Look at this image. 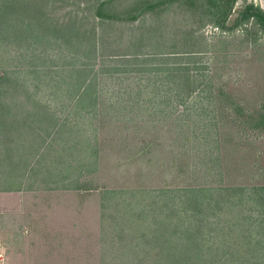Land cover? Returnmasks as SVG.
<instances>
[{
	"label": "rangeland",
	"instance_id": "rangeland-1",
	"mask_svg": "<svg viewBox=\"0 0 264 264\" xmlns=\"http://www.w3.org/2000/svg\"><path fill=\"white\" fill-rule=\"evenodd\" d=\"M218 2L0 0V238L22 264H166L188 221L211 244L191 264H264L263 204L246 196L264 186V32L231 27L264 0H234L224 29ZM33 16L47 24L38 39ZM177 62L197 94L177 92ZM187 187L212 189L194 215Z\"/></svg>",
	"mask_w": 264,
	"mask_h": 264
},
{
	"label": "trees",
	"instance_id": "trees-1",
	"mask_svg": "<svg viewBox=\"0 0 264 264\" xmlns=\"http://www.w3.org/2000/svg\"><path fill=\"white\" fill-rule=\"evenodd\" d=\"M234 2V0H224L221 1L220 3L218 2L217 9H220L222 12L220 13V15L216 16L215 18L212 19L213 23L215 24V27L220 28V29H224L225 28V20L227 17V14L229 12V9L232 5V3ZM12 5V4H10ZM222 6H224L222 8ZM153 7L152 4L150 3H146L145 6H142L141 8L138 9V11L134 14H130L127 16L126 19L123 20H127V21H134L138 18V16H140L145 9H149ZM25 9H30L35 11L34 7H30V6H24ZM219 11V10H218ZM218 14V13H217ZM96 15L98 16H104V17H108L104 14H102L99 11H96ZM248 21H251L253 23V25H255V27L257 28V30L264 32V12L256 5H253L252 3H246L242 6V8L239 10L236 18L234 19L233 23H232V28L239 26V25H244L246 24ZM32 23L34 25L35 28L39 29L36 34H31V33H27V35L34 36L35 39H38L41 36V32H47V24L45 23V19H38L36 16H33L32 18ZM30 24L27 23L26 26L29 27ZM53 27V26H52ZM230 27V28H231ZM55 28V27H53ZM61 28H56L53 29V31L51 32L52 34L54 33H58L56 37H61L60 35H63V39L64 41H67L68 43H70V39L74 38L77 39V33L75 31L70 33V29H64V30H59ZM69 30V31H68ZM68 31V32H67ZM69 33V34H68ZM23 31L18 32V33H13L12 36L15 39H21L24 35H23ZM90 39V43H89V50L91 52H93L94 48H95V32L91 31V33H89V35L87 36ZM73 45H77V44H73ZM81 45L80 43L78 44V46ZM184 54L180 55V57H184V58H188L189 59H195L197 58L196 55L197 54H192L189 51H184ZM170 56H179V55H174L171 54ZM194 61V60H193ZM188 62V61H187ZM188 64H185L184 62H180V63H176L173 65H169L168 66V75L172 76L174 79L172 81H174L175 86H177L178 84H180V86L177 87V92H181L183 94V96L185 97H189L191 94H193L194 92H196L197 94V80H196V76L194 74H192V72H189L188 70ZM84 69L83 68H79L80 71H82ZM183 78L178 79V78ZM90 82V80H89ZM89 82L86 84L85 87H88ZM179 89V90H178ZM202 89V86L199 88V90ZM87 90V88H85L83 90V92L81 93L80 97L82 98V95L84 94V92ZM194 94V95H196ZM79 97V99H80ZM188 108V107H186ZM185 110H188L186 109ZM259 117L260 119H264V104L261 105L260 108V113H259ZM212 189L207 188V187H187L183 189V195H184V199L183 202L186 203V205L188 207H193V209L189 210L188 212L191 215L197 214V212H199V210L197 211L195 209V207L200 206L201 205V201L202 200H206V203H208L209 199H205L204 195H209V192H211ZM220 194H227V192H232V193H237L238 195H240V197H243V195H245V191L242 188L239 187H232V186H224V187H220L219 191ZM262 193V194H261ZM259 194L262 195V198H259ZM246 196H249L250 199H253L255 202L259 203V204H263V209L262 212L260 214V220L261 222H259L258 224L262 226H264V186H257V187H251L248 189V192L246 193ZM197 221V220H196ZM202 224L197 221V222H191L188 221L185 226L183 227V231L185 232V237L182 241V247L180 250V253L178 255V257H176L175 253L173 251H170L171 253H167L165 257H163V260L166 264H191L190 260L188 258H191L192 260L197 259L200 262H205L204 260L207 259L206 257H204V253L201 252V250L205 247L210 248V245L208 242H205L203 240V237L199 238L197 240V233H199L201 230ZM262 230H264V228H261ZM166 240V239H164ZM256 242H259V239L256 240ZM255 242V243H256ZM170 245V244H169ZM171 246V245H170ZM208 249V248H207ZM180 259V263L177 262L176 260ZM155 260L157 261V254L155 255ZM207 262H210L207 261ZM206 263V262H205Z\"/></svg>",
	"mask_w": 264,
	"mask_h": 264
},
{
	"label": "crops",
	"instance_id": "crops-1",
	"mask_svg": "<svg viewBox=\"0 0 264 264\" xmlns=\"http://www.w3.org/2000/svg\"><path fill=\"white\" fill-rule=\"evenodd\" d=\"M7 192H10L9 190H2L0 191V197H3V195H8ZM4 220H2L1 227H0V236L4 237L3 235V224ZM19 238L20 239V234L17 231V233H15V239ZM22 239V238H21ZM20 239V240H21ZM15 240L13 239H1L0 238V255L2 258V264H22V256L20 253H18L19 249H16L15 247ZM6 246V247H5ZM8 247V252H6V249Z\"/></svg>",
	"mask_w": 264,
	"mask_h": 264
},
{
	"label": "built area",
	"instance_id": "built-area-1",
	"mask_svg": "<svg viewBox=\"0 0 264 264\" xmlns=\"http://www.w3.org/2000/svg\"><path fill=\"white\" fill-rule=\"evenodd\" d=\"M0 264H2V258H1V255H0Z\"/></svg>",
	"mask_w": 264,
	"mask_h": 264
}]
</instances>
